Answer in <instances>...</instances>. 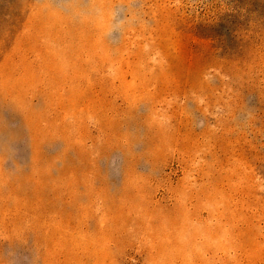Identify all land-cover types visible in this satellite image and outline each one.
Listing matches in <instances>:
<instances>
[{
  "label": "rangeland",
  "instance_id": "rangeland-1",
  "mask_svg": "<svg viewBox=\"0 0 264 264\" xmlns=\"http://www.w3.org/2000/svg\"><path fill=\"white\" fill-rule=\"evenodd\" d=\"M229 224L264 225V0H0V264Z\"/></svg>",
  "mask_w": 264,
  "mask_h": 264
},
{
  "label": "crops",
  "instance_id": "crops-1",
  "mask_svg": "<svg viewBox=\"0 0 264 264\" xmlns=\"http://www.w3.org/2000/svg\"><path fill=\"white\" fill-rule=\"evenodd\" d=\"M156 231L137 264H264V225H182Z\"/></svg>",
  "mask_w": 264,
  "mask_h": 264
}]
</instances>
